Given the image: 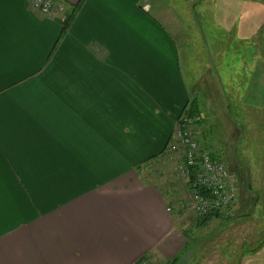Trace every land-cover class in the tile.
<instances>
[{
  "label": "crops",
  "instance_id": "1",
  "mask_svg": "<svg viewBox=\"0 0 264 264\" xmlns=\"http://www.w3.org/2000/svg\"><path fill=\"white\" fill-rule=\"evenodd\" d=\"M56 3L0 0V264H191L166 192L141 176L205 97L159 19L171 8Z\"/></svg>",
  "mask_w": 264,
  "mask_h": 264
},
{
  "label": "rangeland",
  "instance_id": "2",
  "mask_svg": "<svg viewBox=\"0 0 264 264\" xmlns=\"http://www.w3.org/2000/svg\"><path fill=\"white\" fill-rule=\"evenodd\" d=\"M152 1L154 8H171L165 10L166 19H159L176 41L187 88L192 95L197 90L205 96H195L202 110L200 122L192 118L195 136L239 178L240 198L221 216L201 225L187 207L181 153L168 150L161 160L143 164L141 176L166 192L188 240L182 255L191 252V264H225L230 259L238 264L239 253H248L243 262L264 264V111L252 106L253 100L264 106V0ZM241 24L250 32L249 40L239 37ZM218 72L228 84L231 74L236 85L247 84L250 77L245 95L238 86L220 82ZM226 251L230 256L221 260ZM147 256L160 264L152 253Z\"/></svg>",
  "mask_w": 264,
  "mask_h": 264
},
{
  "label": "built area",
  "instance_id": "3",
  "mask_svg": "<svg viewBox=\"0 0 264 264\" xmlns=\"http://www.w3.org/2000/svg\"><path fill=\"white\" fill-rule=\"evenodd\" d=\"M56 2L57 0H32V7L44 15H51L56 10ZM65 17L66 15L64 20ZM193 124L195 121L192 117L186 113L181 114L167 151L181 153L182 181L189 195L187 207L196 217L205 218L216 211L226 212L239 201V178L201 145L195 136ZM147 255L135 264H156Z\"/></svg>",
  "mask_w": 264,
  "mask_h": 264
},
{
  "label": "trees",
  "instance_id": "4",
  "mask_svg": "<svg viewBox=\"0 0 264 264\" xmlns=\"http://www.w3.org/2000/svg\"><path fill=\"white\" fill-rule=\"evenodd\" d=\"M223 1V0H222ZM222 1H221V3H220V5L222 4ZM225 2H228L229 4L231 3V1L232 0H224ZM227 3V4H228ZM76 10H77V8H73L72 9V11L70 12V13H68V15H66V17H65V23H66V26L71 22V20H72V18H73V16H74V14H75V12H76ZM225 21V23H228L229 24V22L225 19L224 20ZM240 27V26H239ZM240 28H242V33H240V30H239V33H238V35H239V37L241 38V39H243V40H249V38H250V32L248 31V30H246V29H244L243 28V25L241 24V27ZM225 32H229L230 34H231V32H232V30L230 29V30H228V29H226V30H224ZM230 45L232 44V40H230ZM229 43H227V44H229ZM264 44V43H263ZM216 45V44H215ZM260 45V44H259ZM224 46H226V45H224ZM227 49H229V50H231V47H228ZM255 58H256V56H254ZM263 57H264V55H263ZM244 65H245V63L243 64V67H244ZM219 73V72H218ZM221 73H219V76L221 77V75H220ZM227 76H229V75H227ZM251 76V75H250ZM263 78H264V75H263ZM263 78H262V82H263V86H264V81H263ZM221 79L225 82V77L223 78V77H221ZM229 79H230V83L228 84V83H226V84H228V85H233L234 83L232 82V80H234L233 79V76H232V74H231V76L229 77ZM248 80V82H247V84H245L244 85V82L245 81H242L241 83H238L237 85L236 84H234L236 87L238 86V89H240V90H242V92L244 93V95H245V93H246V91L248 90V85H249V82H250V77L247 79ZM246 80V81H247ZM199 99L198 98H193L191 101H190V103L188 104V106H186L185 107V109H184V112L183 113H186V114H188L190 117H192V118H194L196 121H198V122H200V120H201V112H202V110H201V106H200V102L198 101ZM253 102V107L255 108V109H262L263 108V111H264V106L263 105H259L260 103H256V101H252ZM256 104H258V106L256 105ZM237 107V106H236ZM258 107V108H257ZM166 152H167V150H166ZM165 152V153H166ZM214 154V155H213ZM212 155H213V157H214V159H216V160H220L216 155H215V153H213ZM163 155V154H162ZM161 156H157V157H155V158H150L149 160H147L146 162H144V164H146V163H148V162H151V161H153L154 159H157V158H160ZM160 160H161V158H160ZM223 212H225V211H216V212H214V213H212L211 215H209V216H207V217H205V218H198L197 217V221H198V223L199 224H201V225H203V224H207V221H209L210 219H212V218H214V217H216V218H218L219 216H221L222 214H223ZM254 245V247H255V243L253 244ZM253 245H251V246H253ZM254 247H250V248H254ZM241 248L242 249H244L245 247L244 246H241ZM230 256L229 254H228V251H226V253H224L223 254V256H222V258H221V260L224 258V256ZM248 255V253H245L243 256H242V253L240 254L239 253V256L237 257V263L238 264H248V262H243L244 261V258H245V256H247ZM250 255H254V251L252 252L251 251V253H250ZM170 264H173V261H171L170 262ZM225 264H233V261L230 259L227 263H225Z\"/></svg>",
  "mask_w": 264,
  "mask_h": 264
}]
</instances>
